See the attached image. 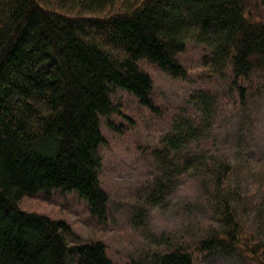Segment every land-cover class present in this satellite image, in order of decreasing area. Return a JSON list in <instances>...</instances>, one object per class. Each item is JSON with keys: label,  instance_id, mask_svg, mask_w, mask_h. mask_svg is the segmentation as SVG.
<instances>
[{"label": "trees", "instance_id": "trees-1", "mask_svg": "<svg viewBox=\"0 0 264 264\" xmlns=\"http://www.w3.org/2000/svg\"><path fill=\"white\" fill-rule=\"evenodd\" d=\"M260 6L258 15L253 8ZM190 42L202 46L207 80L223 82L245 105L252 84L264 81V0H0V264H71L73 252L79 264H123L103 240L72 242L66 219L28 210L20 200L76 191L107 223L100 116L126 131L112 119L121 112L111 87L163 113L141 62L188 80L183 54ZM220 97L208 85L192 90L194 111L173 114L158 145L149 147L155 171L131 207L132 224L142 227L147 210L189 176L202 192L190 205L212 220L153 234V245L164 247L127 264H198L199 256L216 252L264 264L254 225L264 219V169L254 171L242 151L238 159L224 149H192L214 137Z\"/></svg>", "mask_w": 264, "mask_h": 264}, {"label": "rangeland", "instance_id": "rangeland-1", "mask_svg": "<svg viewBox=\"0 0 264 264\" xmlns=\"http://www.w3.org/2000/svg\"><path fill=\"white\" fill-rule=\"evenodd\" d=\"M253 11L259 15L262 8H253ZM202 52L201 45L190 42L183 54V61L190 68L191 78L188 80L173 78L154 64L145 60L141 62V66L154 77L156 100L164 110L161 114L142 106L128 91L111 87L110 96L121 112L113 115L112 119L123 124L126 131L114 130L108 125L107 118L100 116L106 138V143L98 149L102 157L100 178L111 196V216L107 223L91 215L87 201L76 191L55 189L50 193L25 195L20 204L28 210L66 219L72 227V242L103 240L112 259L123 264L146 255L156 247L158 250L164 247L153 245V234L175 233L191 220L211 221L210 216L192 208L191 200L202 192L198 191L193 179L186 176L164 202L147 210L140 219L144 224L142 227L131 222V207H135V202L143 196L155 171L149 147L158 145L161 135L170 128L173 114L194 111L189 95L196 87L208 85L213 89L219 88L221 97L216 113L219 124L214 137L195 141L193 151L224 149L238 159L242 151L256 163L254 171L264 169V81L252 84V93L244 105L237 92H230L223 82L217 79L208 81L203 75L199 64ZM254 225L264 243V219L257 220ZM247 261L250 263L237 259L234 254L216 252L199 256L198 264H254ZM69 262L79 264L74 252L69 256Z\"/></svg>", "mask_w": 264, "mask_h": 264}]
</instances>
